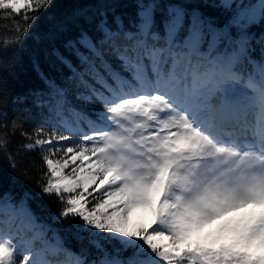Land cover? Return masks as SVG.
I'll return each mask as SVG.
<instances>
[{
	"label": "snow or ice",
	"instance_id": "1",
	"mask_svg": "<svg viewBox=\"0 0 264 264\" xmlns=\"http://www.w3.org/2000/svg\"><path fill=\"white\" fill-rule=\"evenodd\" d=\"M50 5L0 0V19L24 21L0 48L18 46ZM51 36L60 82L39 72L45 89L32 94L51 131L21 132L23 150L46 168L41 195L64 205L52 219L79 217L75 238L88 247L66 248L55 229L49 241L30 194L13 204L4 193L0 264H264V0H98ZM70 92L100 107L85 112Z\"/></svg>",
	"mask_w": 264,
	"mask_h": 264
},
{
	"label": "trees",
	"instance_id": "2",
	"mask_svg": "<svg viewBox=\"0 0 264 264\" xmlns=\"http://www.w3.org/2000/svg\"><path fill=\"white\" fill-rule=\"evenodd\" d=\"M97 2L98 0H51L50 7L42 10L34 22H28L31 24L29 32L23 34L24 38L18 46L10 45L6 50L0 48V114L6 113L0 115V137H3L7 143V152L0 150V197L4 193H11L13 197L11 203L18 204L23 194L29 193L31 198L27 204L37 221L50 226L48 231L50 236L53 235L52 229L57 230L64 241V246L74 252H79L82 247H88L86 240L80 242L75 238L79 217L52 219L63 210L64 205L54 195L50 197L41 195L40 186L45 183L43 177L46 168L38 151L23 150V144L28 141L21 132L31 134L41 126H44L46 131H51V127L45 125V121L49 118L47 109L38 107L33 102L35 97L32 94L45 89L39 72L54 76L57 82H60L59 72L51 67L54 58L48 55L53 46L60 47L61 43L60 37L53 39L51 36L55 23L70 15L76 8L94 6ZM125 2L131 4V0ZM201 2L202 0H192V6L200 5ZM125 10L134 13V6ZM5 15L8 14L0 12V17ZM29 15L33 14L29 13ZM21 17L22 14L15 16L13 20L0 19V39L8 41L15 39V32L4 30L13 23L23 24ZM35 64L39 65V70ZM63 73L65 76L69 75L66 68L63 69ZM69 100L73 106L88 113L93 108L100 107L76 100L74 92L69 93ZM14 121H17L15 127ZM63 134L68 135V133ZM89 200L91 203L88 206L96 203L91 197ZM7 229L6 227L5 231ZM81 235L87 233L83 232ZM36 247H41V244L37 242ZM90 251L89 260L96 255L94 249ZM124 255H130V252ZM49 259H63V256L49 257Z\"/></svg>",
	"mask_w": 264,
	"mask_h": 264
},
{
	"label": "rangeland",
	"instance_id": "3",
	"mask_svg": "<svg viewBox=\"0 0 264 264\" xmlns=\"http://www.w3.org/2000/svg\"><path fill=\"white\" fill-rule=\"evenodd\" d=\"M95 204V203H94ZM93 205H90L88 206L89 208H91ZM248 211V209H240L239 211L237 212H231V213H228L227 215L221 217L220 219L218 220H214L212 221L210 224H206L204 226V228L202 229V236H205V237H208L210 235H215L218 230L223 226V225H226V224H229L231 222H235L236 220H238L239 218H241L242 216H244V214ZM17 223H19V220H17ZM36 223L38 224V222L36 221ZM12 231H14L15 229H11ZM46 239H48L49 241L51 242H55L53 240V237L52 238H49L47 235H46Z\"/></svg>",
	"mask_w": 264,
	"mask_h": 264
}]
</instances>
